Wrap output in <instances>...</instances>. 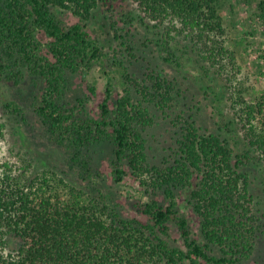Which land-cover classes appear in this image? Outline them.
Wrapping results in <instances>:
<instances>
[{"label":"trees","instance_id":"1","mask_svg":"<svg viewBox=\"0 0 264 264\" xmlns=\"http://www.w3.org/2000/svg\"><path fill=\"white\" fill-rule=\"evenodd\" d=\"M112 1L116 0H0V47L43 81L33 109L49 132L67 137L77 153L107 147L114 182L127 173L139 182L142 196L135 205L146 220L122 217L109 203L89 198L84 189L62 178L54 182L56 175L49 170L4 173L0 264H243L264 232L245 169L255 163V156L264 164V91L255 95L236 76L240 42L230 47L221 12L224 0H133L143 13L145 28V17L158 25L176 20L201 43L208 60L230 66L233 110L246 142L235 152L221 132L178 115L172 157L164 156L160 163L149 161L146 130L155 124L157 112L168 116L173 106L176 86L167 74L152 70L142 81L124 74L128 82L116 95L108 77L93 115L86 113L85 103L95 94L94 85L76 105L64 107L62 102L69 76H84L104 56L110 32L102 13L110 11ZM238 1L264 19V0ZM64 11L75 20H64ZM92 19L98 35L92 33ZM163 48L166 62L181 64L170 41ZM3 60L0 57V73L6 67ZM19 76L21 71L7 72L8 80ZM7 105L21 110L14 101ZM172 226L182 243L169 240ZM11 238L17 240V248L5 252Z\"/></svg>","mask_w":264,"mask_h":264},{"label":"rangeland","instance_id":"2","mask_svg":"<svg viewBox=\"0 0 264 264\" xmlns=\"http://www.w3.org/2000/svg\"><path fill=\"white\" fill-rule=\"evenodd\" d=\"M112 2L114 5L110 11L102 13L110 32V41L104 44V56L84 76H69L68 89L62 100L64 107L76 105L77 98L83 96L88 86L94 85L95 94H91L85 103L86 113L93 115L98 112L108 77L116 95L128 82L124 74L142 81L148 73L156 70L173 79L176 88L168 116L157 112L155 124L146 130L149 161L160 163L164 156L172 157L169 155L175 148L180 126L178 115L192 117L209 130L221 132L229 139L235 152L242 151L246 142L238 130L239 121L233 110L228 80L233 74L230 66L216 65L208 60L206 53L200 50L201 43L178 21L166 19L158 25L145 17L148 24L145 28L140 19L143 13L133 0ZM221 12L232 40L230 47L234 48L237 41L240 42L237 50L240 54L237 56L240 72L236 76L244 80L255 95H259L264 91V19L249 4L238 0H224ZM60 15L67 22L75 20L67 11L60 12ZM91 24L93 35H98L95 19ZM41 36L45 39L43 34ZM167 41H170L174 54L181 61L180 65L163 59L167 54L163 43ZM0 57L6 65L0 73V177L4 173L31 175L49 170L56 175L54 182L62 178L67 184L84 189L89 198L109 203L122 217H137L145 221L146 217L139 213L135 205L136 199L142 196L139 182L130 173L125 174L119 183L114 182L107 147L99 146L87 152L83 149L77 153L69 145L67 137L49 132L33 109L39 101L43 81L31 76L1 47ZM10 68L21 71L22 77L8 80ZM232 81L235 84V80ZM9 101H14L21 110L14 111L7 105ZM254 162L245 169L250 174L255 213L263 223L264 164L257 156ZM141 198L142 201L146 200L145 196ZM192 224L194 231H197V221ZM171 236L169 240L172 242L182 243L173 226ZM17 245V240L9 239L5 252H14ZM263 262L264 232L258 238L255 252L243 264Z\"/></svg>","mask_w":264,"mask_h":264}]
</instances>
